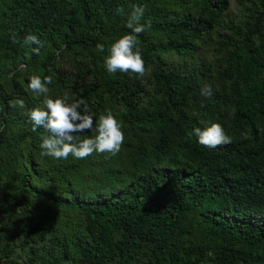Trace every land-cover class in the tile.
Instances as JSON below:
<instances>
[{"label": "trees", "instance_id": "obj_1", "mask_svg": "<svg viewBox=\"0 0 264 264\" xmlns=\"http://www.w3.org/2000/svg\"><path fill=\"white\" fill-rule=\"evenodd\" d=\"M133 4L141 78L104 66ZM33 74L94 121L111 110L121 151L41 156ZM212 122L232 143H198ZM0 127V264H264V0H0Z\"/></svg>", "mask_w": 264, "mask_h": 264}, {"label": "clouds", "instance_id": "obj_2", "mask_svg": "<svg viewBox=\"0 0 264 264\" xmlns=\"http://www.w3.org/2000/svg\"><path fill=\"white\" fill-rule=\"evenodd\" d=\"M145 5L133 4L130 13L127 15L126 27L130 30L127 34L117 38L109 48V54L104 58V66L109 74L128 73L134 74L137 78L147 74L145 61L139 47L138 37L151 28V21H141L145 16ZM118 14H123L124 9H117ZM13 43L18 40L12 36ZM24 44L34 45L32 52L39 54L43 47L41 39L34 34L24 37ZM96 48L100 52L105 51L103 44H97ZM25 65H19V70L23 71ZM52 83L51 76L31 75L27 89L36 94L37 97L43 96L42 107H33L28 113L32 123L33 131L43 128L47 135L42 136L39 145L43 157L54 160H67L69 156L83 160L94 153H109L111 156L117 155L125 142V133L122 125L111 110H106L97 120L89 114L88 106L81 100L69 102L68 96H58L52 98L48 95L49 84ZM201 95L206 98L213 96L211 85H204L201 88ZM11 108L24 107L23 100H12L8 102ZM95 125V128H94ZM0 131L3 128L0 127ZM86 131L95 132L92 136H83ZM197 137L198 143L206 148H217L222 145L232 143V137L228 135L224 127L216 122L210 123L201 129L200 127L192 130Z\"/></svg>", "mask_w": 264, "mask_h": 264}]
</instances>
